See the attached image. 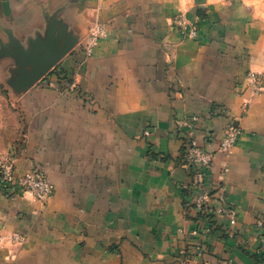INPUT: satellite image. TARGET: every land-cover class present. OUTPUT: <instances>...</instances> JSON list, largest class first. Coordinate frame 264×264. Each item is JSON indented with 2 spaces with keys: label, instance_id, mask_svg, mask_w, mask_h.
<instances>
[{
  "label": "crops",
  "instance_id": "crops-1",
  "mask_svg": "<svg viewBox=\"0 0 264 264\" xmlns=\"http://www.w3.org/2000/svg\"><path fill=\"white\" fill-rule=\"evenodd\" d=\"M98 24L106 35L88 55ZM43 49L60 60L24 87ZM192 117L214 152L240 130L205 180L234 214L198 235L182 166ZM8 156L53 193L7 196L0 183V264H264V0H0ZM197 244L204 253L187 260Z\"/></svg>",
  "mask_w": 264,
  "mask_h": 264
},
{
  "label": "built area",
  "instance_id": "built-area-1",
  "mask_svg": "<svg viewBox=\"0 0 264 264\" xmlns=\"http://www.w3.org/2000/svg\"><path fill=\"white\" fill-rule=\"evenodd\" d=\"M175 23L179 26L181 33L188 38H197L198 30L195 26H188L183 17H178ZM106 35V28L103 25H96L88 35L86 52L92 54L94 46ZM254 83H258L257 77H252ZM247 109V106H245ZM197 117H192L184 121V126L188 129L185 134V151L182 166L190 172L192 186L190 197L192 201L186 205V210H193L197 214V220L200 222L198 228L193 231L198 235L202 230L210 232L216 227L219 218L226 215H233V210L225 198V189L219 187L212 193L205 186V180L208 174L213 170L216 153L229 155L236 143L240 133L239 128L230 125L225 132L224 138L220 141L216 151H211L200 147L195 138V123ZM146 136L149 132L145 133ZM0 183L7 196L14 194L29 195L34 200L45 202L53 193V186L41 171H31L23 176L15 175V158L8 156L0 161ZM207 223V226H204ZM205 251L203 244H197L191 251H183L187 260H196L202 256Z\"/></svg>",
  "mask_w": 264,
  "mask_h": 264
},
{
  "label": "water",
  "instance_id": "water-1",
  "mask_svg": "<svg viewBox=\"0 0 264 264\" xmlns=\"http://www.w3.org/2000/svg\"><path fill=\"white\" fill-rule=\"evenodd\" d=\"M41 52L42 54L35 56L31 61L33 66V77L29 79V83H26L24 87H30L43 79L57 66L60 60L59 56L50 54V49H43Z\"/></svg>",
  "mask_w": 264,
  "mask_h": 264
},
{
  "label": "rangeland",
  "instance_id": "rangeland-1",
  "mask_svg": "<svg viewBox=\"0 0 264 264\" xmlns=\"http://www.w3.org/2000/svg\"><path fill=\"white\" fill-rule=\"evenodd\" d=\"M2 160V158L0 159V161Z\"/></svg>",
  "mask_w": 264,
  "mask_h": 264
}]
</instances>
